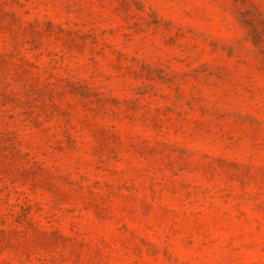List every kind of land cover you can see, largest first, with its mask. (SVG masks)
Segmentation results:
<instances>
[{
    "label": "rangeland",
    "instance_id": "obj_1",
    "mask_svg": "<svg viewBox=\"0 0 264 264\" xmlns=\"http://www.w3.org/2000/svg\"><path fill=\"white\" fill-rule=\"evenodd\" d=\"M0 264H264V0H0Z\"/></svg>",
    "mask_w": 264,
    "mask_h": 264
}]
</instances>
